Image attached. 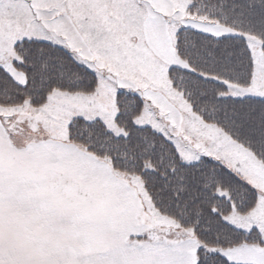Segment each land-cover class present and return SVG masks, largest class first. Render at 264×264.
Segmentation results:
<instances>
[{"label":"snow or ice","instance_id":"obj_1","mask_svg":"<svg viewBox=\"0 0 264 264\" xmlns=\"http://www.w3.org/2000/svg\"><path fill=\"white\" fill-rule=\"evenodd\" d=\"M0 264H264V0H0Z\"/></svg>","mask_w":264,"mask_h":264}]
</instances>
